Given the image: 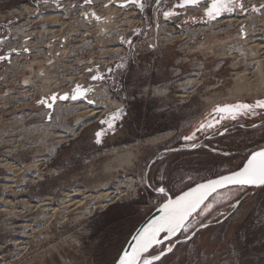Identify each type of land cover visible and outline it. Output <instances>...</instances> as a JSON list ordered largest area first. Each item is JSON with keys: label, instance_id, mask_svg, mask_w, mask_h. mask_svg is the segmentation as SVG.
<instances>
[{"label": "rangeland", "instance_id": "374dc122", "mask_svg": "<svg viewBox=\"0 0 264 264\" xmlns=\"http://www.w3.org/2000/svg\"><path fill=\"white\" fill-rule=\"evenodd\" d=\"M111 1L0 0V78L9 93L19 90L7 105L0 102V264H114L150 215L142 207L162 195L158 188L174 198L236 170L264 147V108L197 131L201 122L219 119L217 106L264 100L249 91L237 100L229 97L248 62L238 41L225 42L236 38L241 30L235 25L243 19L253 29L252 44L264 47L256 44L264 45L256 32L264 25V0H239L243 9L215 19L205 15L209 0L196 6L142 0L143 9L133 0ZM82 11L93 22L85 24ZM96 12L120 24L105 43L96 38ZM164 12L172 15L165 18ZM30 36L25 51L22 44ZM50 44L55 52L66 49L52 70L59 89L49 97L33 90L24 96L18 85L22 70L31 59L45 60ZM205 44L228 57H216ZM74 72L86 78L93 89L87 97L95 103L57 99L52 108L38 103L63 96L79 80ZM250 73L254 83V70ZM93 75L105 79L92 80ZM5 89L0 83V94ZM121 108L115 131L98 143L96 133L106 127L100 121ZM238 126L246 128L242 137ZM130 151L131 163L116 168L115 159ZM106 193L116 199L99 208L103 201L97 197ZM209 203L212 209L196 215L187 234L167 243L176 246L163 264H264V188L230 189ZM192 232L196 235L184 242Z\"/></svg>", "mask_w": 264, "mask_h": 264}, {"label": "snow or ice", "instance_id": "6c2138e0", "mask_svg": "<svg viewBox=\"0 0 264 264\" xmlns=\"http://www.w3.org/2000/svg\"><path fill=\"white\" fill-rule=\"evenodd\" d=\"M86 4H91L92 0H84ZM133 2L140 3L141 9H143L142 0H133ZM200 0H184L183 4H190L193 6L198 5ZM239 7L243 9V3L239 0H209L208 6L205 8V15L210 19H215L225 12H232L235 8ZM264 7V5H262ZM253 11H258L253 7ZM92 15L99 20V17L95 13ZM165 18L172 15L171 12H164ZM243 30V29H241ZM128 43H131L128 41ZM27 51V49H25ZM4 59V57H0ZM91 71V69L89 70ZM109 71H111L109 69ZM92 80L105 79L102 75H93ZM91 87L84 88L77 84L71 96L65 93L63 96H57L53 94L50 97L51 102L47 100H41L38 103L45 104L48 108H52L57 99L66 101L68 99H88L87 94L92 92ZM88 103H95L88 99ZM256 108H264V100H257L254 104L236 103L225 104L217 106L213 109V112L219 117V119L208 120L201 122L197 131H202L205 128H213L215 124H218L221 120L226 118L236 119L237 115L245 114L247 112H253ZM124 110L117 109L111 113L109 117L100 121L101 125L106 127L97 131V142H100V137L106 134L108 131H115L116 122L122 118ZM211 115V113L209 114ZM51 118V117H49ZM195 137V132L190 136H186V140H191ZM238 186L241 190L249 187H261L264 186V147L258 151H253L248 157L246 162L242 163L236 170L231 171L227 175H219L215 179H209L206 183L197 184L195 187L189 188L188 191L183 192L175 198L168 197L164 187H160L157 191L165 197V201L159 208L160 215L151 220L145 227L140 229L133 237V243L130 244V251L124 250L123 255L119 257L118 264H163L162 258H166L169 253L173 252L175 243H169L165 247V241H171L173 237L178 234H187L189 228L192 226L190 220L194 214L203 215L209 212L213 204L206 203L213 194L218 193L220 189ZM218 199V197H217ZM239 201H237L238 203ZM206 224L201 223L200 227H206ZM196 232H192L191 235H186L184 242L190 241ZM180 241L178 240L177 243Z\"/></svg>", "mask_w": 264, "mask_h": 264}, {"label": "bare ground", "instance_id": "6f19581e", "mask_svg": "<svg viewBox=\"0 0 264 264\" xmlns=\"http://www.w3.org/2000/svg\"><path fill=\"white\" fill-rule=\"evenodd\" d=\"M111 4L118 5L115 0H112L111 1ZM96 13L99 14L98 12H96ZM112 14L115 15V13H112ZM99 15L100 16L97 15L99 17V20H97V24H96V26L99 27L98 28V30H99L98 33L96 31V35L97 34L99 35V37L96 36V38L98 39V44L99 43H105L106 37L109 36L110 33H112V31L114 30V28H116L115 26H117V27L120 28V26H119L120 24L117 23L116 20H113V22L111 24V20L110 19H106V17L103 16L105 14H102V15L99 14ZM258 18L261 20L260 17H258ZM88 19H90L89 16H87V19L86 20H88ZM86 20H84V22ZM263 21H264V18H263ZM131 22L132 21H130L128 23V25L131 26ZM230 22H233V21L232 20H229V23ZM245 22H244L243 19H240L238 21V23H240V24L239 25H237V24L235 25V27H238V28L240 27V30H241V28H243V30H244V32L246 34L245 37H242V32H241L242 30H241V31H239V32H237L236 34L233 35V37L234 36L236 37V38L234 37L236 40L235 39L233 40V37L231 38V40H233L232 42L230 40H225L226 43H230V44H233V45H234V43H236V41H238V43H236V44L241 45V48H242V46L245 48L244 51L247 54V56H246V59H247L246 62H248V65L246 67L245 72L244 73L236 74V78L234 79V82H235L234 88L231 89V90H229V97H231V98L234 97L232 100H237L236 99L237 96L238 97L239 96H242L243 94H245L248 91L251 92V93L260 92L262 94V96H264V47L261 48L260 45H254V44H252L254 41L251 42V40H252L251 37H252V35H253L254 32H253V29H250L251 28L250 25L248 23L246 25ZM85 24H87V23H85ZM257 30H259V31H257ZM254 31H255V29H254ZM256 32L260 36H264V34L262 35V33H264V25H262V24L260 26L258 25L256 27ZM31 38L32 37L30 36V37H28V38H26L24 40V42L22 44V46L24 48L28 49V45L30 46V44H31V41H29V39H31ZM53 40H55V38H53ZM257 40L258 41H261V39H259V38ZM259 43L262 44V46H264L263 45V42H256V44H259ZM51 45L52 44L49 45L50 46V49H51L50 51L52 52V54L54 56H57V53H55V51L53 49L54 47H52ZM205 45L207 47L206 49H207L208 52L213 51V53H216L217 54L216 57L217 56L218 57H222V58H225V57L227 58L228 57V55H226V54L221 55L218 52V49H217V51H215V46L214 45H211V46L210 45H207V44H205ZM224 48L225 49H223V51H225V52H229L230 51V48L229 47H226L225 46ZM260 49L261 50L263 49V51L261 52ZM65 50L66 49H62L59 52L60 53L59 54L60 57L61 56L63 57L66 54ZM242 54H243V52L241 53V58L243 59V57H245V56H242ZM57 57H58V60L57 61H56L55 58H49V61L53 60L54 63L55 62L58 63L60 60L63 59L62 57L61 58L59 56H57ZM103 59H107V58L104 57ZM30 61H28L30 63H28L27 65H25L24 66V69L22 70L23 77H19V80H20V82L18 84L19 85V89H21L23 91L22 94H24V96H28L29 95L28 97H31L32 95H34V93L31 95V90H33L32 89L33 88L32 86H34V88H35L36 91H40L39 92V96L40 97H42V96H46V97L48 96L49 97V95L52 93V89H55V90L59 89V84H60L59 81H58V79L56 80L55 79L56 77L53 76V73H52L53 66H47L46 63H48V62L46 60L37 61L36 59H34V60L31 59ZM44 61H46V62H44ZM104 62H106V60ZM249 64L251 66H249ZM250 70H254V74H255V77H256L254 83H252L250 81V76H251ZM85 81L83 80V82H85ZM37 82H40V84H37ZM71 82H73V81H71ZM77 84H80V82H75L74 81L71 84L69 83L68 88L62 94L64 95L65 93L73 92V89H75V86ZM86 86H89V85L85 83V86H83V87L88 88ZM17 90L18 89H15L13 92L8 93L9 95L6 96V97L3 95L4 94V91H2L1 94H0V102H2V104L7 105V103H9V102L12 101L11 99H13V96L14 95L19 94L18 93L19 90L18 91ZM256 97H258V96H255V98ZM218 98H220V97H218ZM239 98H241V97H239ZM229 100H231V99H229ZM207 101L212 102V100H207ZM89 112H92V111H88L87 113H89ZM94 114H96V113H93L92 115L90 114L89 117L90 116H93ZM84 117L86 118V113H85V116ZM82 118H83V116H82ZM80 119H79L78 123H80L81 121H83V119H81V120ZM75 122H76V120H75ZM156 140H158V141H156V143L157 142H160L159 138H157ZM132 156H133V154H132L131 151L130 152H127L125 154L123 153V154L119 155V157H117L115 159V161L118 164H120V165L118 167H116V168H120V167H123L124 165H126L128 163H131V157ZM8 165H10V164H8ZM28 170H29V168H28ZM97 198H100L103 201L102 204H99V208L100 207L101 208H105L108 205V203H112L116 199L115 196L114 197L112 196V193H106V194H103V195H101L100 197H97ZM87 212H90V211L87 210Z\"/></svg>", "mask_w": 264, "mask_h": 264}, {"label": "built area", "instance_id": "2783aa9c", "mask_svg": "<svg viewBox=\"0 0 264 264\" xmlns=\"http://www.w3.org/2000/svg\"><path fill=\"white\" fill-rule=\"evenodd\" d=\"M82 15H81V18H83L84 20H86L87 19V16H88V14H87V12L86 11H84V12H82L81 13ZM87 15V16H86ZM89 20V19H88ZM88 20H86V22L85 23H87L88 24ZM90 21L91 22H93L91 19H90ZM86 33L84 34V36H89V31H88V29H86V31H85ZM51 50V49H50ZM55 53H57V56H59L60 57V53L59 52H55ZM48 57H46L45 58V60L48 62V63H46V65L47 66H53V70H55V67H56V62L54 63L53 62V60H51V61H49V58H55L56 59V61L58 60V57L57 56H54L53 54H52V52L50 51L48 54ZM61 58V57H60ZM77 66H78V64H76ZM87 65H89V64H87ZM76 66V67H77ZM82 68V67H81ZM73 73V72H72ZM73 75H75V77L76 78H79V80L78 81H75V82H80V84L79 85H81V86H85V83L86 84H88L89 85V83L87 82V80H86V78H84V76H83V74H76L75 72H74V74ZM83 80L85 81V82H83ZM0 83H1V85L2 86H4V88H6L5 89V91H4V96L6 97V96H8L9 94V91H8V88H7V86L4 84L5 83V80H4V78L3 77H1L0 78ZM68 86V85H67ZM31 87V86H30ZM29 87V88H30ZM33 88V92H37L36 90H35V88H34V86H32ZM76 87V86H75ZM86 87H88V86H86ZM68 88V87H67ZM85 88V87H84ZM23 92V91H22ZM38 92H40V91H38ZM77 101H84V99H79V100H77ZM74 127H75V124H74ZM164 202V200H163V196L162 195H159V196H156L155 198H153V199H151V200H149L147 203H146V205H144L143 207H142V211L144 212V213H147V214H151L153 211H155L156 209H158V208H160V206H161V204Z\"/></svg>", "mask_w": 264, "mask_h": 264}, {"label": "water", "instance_id": "95a60500", "mask_svg": "<svg viewBox=\"0 0 264 264\" xmlns=\"http://www.w3.org/2000/svg\"><path fill=\"white\" fill-rule=\"evenodd\" d=\"M242 32V37H245V32H244V30H242L241 31ZM258 151V150H257ZM246 162V161H245ZM229 174V173H228ZM225 175H227V174H225ZM215 178H217V177H215ZM215 178H212V179H215ZM207 182V180L206 181H203V182H200V183H198V184H201V183H206ZM197 185V184H196ZM196 185H194V186H192V187H195ZM191 188V187H190ZM235 188H239L238 186H229V187H226V188H223V189H220L219 191H218V193H215V194H213V196L212 197H210L209 198V200L208 201H206V203H208L212 198H214L216 195H218V194H220V193H222V192H225V191H227V190H230V189H235ZM260 188H264V186H261V187H249L248 189H260ZM189 189H187V190H185V191H188ZM184 191V192H185ZM183 193V192H182ZM182 193H180V194H182ZM179 194V195H180ZM175 198V197H174ZM160 215V212H159V208L158 209H156L155 211H153L148 217H146L145 218V220L138 226V228L135 230V232L132 234V236L129 238V240H128V242L126 243V245L124 246V248H123V250H122V252H121V254L119 255V257L121 256V255H123V252H124V250H131L130 249V244L131 243H133L134 241H133V237L137 234V232L140 230V229H142L143 227H145L151 220H153V219H155L156 217H158ZM197 214H194L193 215V217H191L190 218V220L192 221V219L196 216ZM169 241H165V243H164V245L165 244H167ZM164 245H161L160 247H162V246H164ZM119 257H118V259L116 260V262L114 263V264H118V260H119Z\"/></svg>", "mask_w": 264, "mask_h": 264}, {"label": "flooded vegetation", "instance_id": "af4514ba", "mask_svg": "<svg viewBox=\"0 0 264 264\" xmlns=\"http://www.w3.org/2000/svg\"><path fill=\"white\" fill-rule=\"evenodd\" d=\"M263 123H264V121L262 122V125H264ZM239 128H240L239 126H238V129H237V127H236V130H235V131H236L237 134L240 133V135H241V137H242V136H244V134H245V132H246V128H245V127H244L243 129H242V128L239 129ZM231 129L233 130V128H229L228 131L231 130ZM247 129H248V127H247ZM243 133H244V134H243ZM226 135H227V134H226ZM239 137H240V136H239ZM243 138H245V137H243ZM240 160H241V159H240Z\"/></svg>", "mask_w": 264, "mask_h": 264}, {"label": "trees", "instance_id": "16d2710c", "mask_svg": "<svg viewBox=\"0 0 264 264\" xmlns=\"http://www.w3.org/2000/svg\"><path fill=\"white\" fill-rule=\"evenodd\" d=\"M137 106H138V105H137ZM135 111L138 112L137 109H135L133 112H135ZM246 189H248V188H246ZM212 199H213V198H212ZM212 199H211V200H212ZM211 200H210V201H211ZM210 201H209V202H210ZM209 202H208V203H209ZM115 262H116V261H115Z\"/></svg>", "mask_w": 264, "mask_h": 264}, {"label": "crops", "instance_id": "0c3cea01", "mask_svg": "<svg viewBox=\"0 0 264 264\" xmlns=\"http://www.w3.org/2000/svg\"><path fill=\"white\" fill-rule=\"evenodd\" d=\"M192 10H193V9H192ZM192 10H191V11H192ZM189 11H190V10H189ZM184 12H185V11H184Z\"/></svg>", "mask_w": 264, "mask_h": 264}]
</instances>
